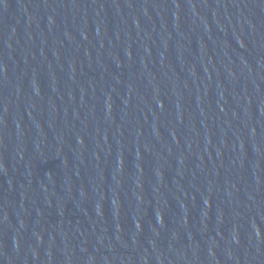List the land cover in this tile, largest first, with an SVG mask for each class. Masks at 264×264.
<instances>
[{
    "label": "water",
    "instance_id": "95a60500",
    "mask_svg": "<svg viewBox=\"0 0 264 264\" xmlns=\"http://www.w3.org/2000/svg\"><path fill=\"white\" fill-rule=\"evenodd\" d=\"M0 264H264V0H0Z\"/></svg>",
    "mask_w": 264,
    "mask_h": 264
}]
</instances>
